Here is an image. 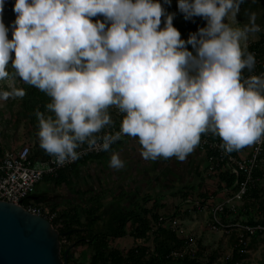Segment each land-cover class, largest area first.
I'll return each instance as SVG.
<instances>
[{
    "label": "clouds",
    "instance_id": "9594fccd",
    "mask_svg": "<svg viewBox=\"0 0 264 264\" xmlns=\"http://www.w3.org/2000/svg\"><path fill=\"white\" fill-rule=\"evenodd\" d=\"M7 2L0 0V79L11 66L50 98L51 115L35 111L37 136L58 165L79 159L85 142L108 151L122 135L138 138L145 161H184L208 132L226 152L264 137V73L242 77L255 66L241 42L260 31L256 14L242 28L225 22L241 0H176L185 21H206L186 40L173 26L177 13L162 6L172 0H14L6 26ZM113 107L119 131L98 140ZM124 163L113 152L109 167Z\"/></svg>",
    "mask_w": 264,
    "mask_h": 264
},
{
    "label": "trees",
    "instance_id": "16d2710c",
    "mask_svg": "<svg viewBox=\"0 0 264 264\" xmlns=\"http://www.w3.org/2000/svg\"><path fill=\"white\" fill-rule=\"evenodd\" d=\"M13 2H10L9 11H11ZM260 3L264 6V0H241L237 18L241 22L248 20L249 13H255ZM162 6L169 13H177L173 19V26L181 33V39L186 40L189 34L190 21H185L182 14L177 11L176 0H172L171 6L163 5V3ZM196 18L193 17V19L197 20ZM96 19L103 20L102 17L98 16L92 18L93 22ZM202 21L205 20L202 19ZM161 26L163 27V17H161ZM196 27L202 26L198 25ZM9 39H11V33H9ZM187 47L189 51L192 50L190 45ZM12 55L14 56V53ZM9 65H11V61H9ZM9 67L11 68V66ZM10 72L12 75L15 74L14 69ZM21 92H23V95L20 94ZM18 98L19 114L31 125L38 127V119L35 115L36 110H39L45 116L51 115L45 107L50 102V98L24 81L20 83ZM10 102L13 103L14 99H11ZM30 144L31 142H25L22 145ZM30 158L32 161H44L48 158L44 150L39 147V138L33 141ZM61 177L62 175H59L58 178L52 179V182H60ZM208 182L209 184L200 186L194 193L192 188H185L176 192L170 198L169 201L171 202L167 201L165 204L161 202L160 198H144L140 207L134 211L110 214L109 225L100 230H94L92 228L93 223L86 224L81 220V217L85 214L92 221L93 215H96L100 208L96 202L93 204V210L86 211L84 214L77 209L70 210V212H62L59 214V219L61 221L60 230L63 233L71 232L74 235L77 232V237L80 236L82 230L89 233L88 236H83V240L78 242V246H86L88 248L87 260L80 262L73 256L72 259L67 260V264H203L206 255L205 249L200 244H198L200 248L199 254L194 260L188 258L172 260L169 258L170 253L182 247L184 241L171 233L168 230V225L171 219L182 214L183 205L197 212L199 208L207 204L208 201L213 200L218 194L226 190L230 192L229 194L235 191V178L228 175V173L224 172L216 178H210ZM209 191H212V193H209ZM25 203H28V201H25ZM147 204L149 206H146ZM35 205L40 204L35 203ZM162 210L165 212H162ZM259 212L264 216V186L250 192V196L244 205L239 208L238 214L239 217L246 220V224L249 226H257L259 223L254 222L253 217ZM228 218H223V221H227ZM126 228L129 230L125 232ZM126 235H129L132 243L129 248L124 247L120 250L115 246V243ZM262 235V232H256L251 238L252 244L254 245ZM242 250H244L243 245L239 243L238 239H235L231 257L217 264H242L248 257L246 253L241 252ZM63 251L62 249V253ZM218 259L216 254H212L207 258L206 264H216ZM259 264H264V259Z\"/></svg>",
    "mask_w": 264,
    "mask_h": 264
},
{
    "label": "built area",
    "instance_id": "2783aa9c",
    "mask_svg": "<svg viewBox=\"0 0 264 264\" xmlns=\"http://www.w3.org/2000/svg\"><path fill=\"white\" fill-rule=\"evenodd\" d=\"M241 47L245 54L251 53L255 57L254 68L242 70V77L259 76L264 73V28H260V31L256 32L255 40L243 43ZM109 114L113 123L106 125L99 133L95 134L98 140L105 133L119 131L122 114L114 107L109 109ZM2 130L3 123L0 122V133ZM125 137L127 136L122 135L109 149ZM221 144L220 137L208 132L201 135L200 143L196 147L197 151L205 156L204 177L207 181L224 172L235 178V191L231 194L227 190L224 191L221 193L225 196L224 199L210 206V218L207 226L210 232H218L226 228L237 229L240 232L238 241L244 247L256 232H262L264 235L263 225L249 226L242 221V217L235 221V217H239V208L244 205L250 192L264 186V137L255 144L232 152H226ZM77 151L81 153L79 159L74 162H66L63 165H58L55 157L45 151L48 156L46 160L32 161L30 158L31 144L21 145L19 148H9L0 136V201L20 205L31 214L41 216L49 222H55L56 213H46L42 207L35 206L29 197L32 196L35 186L43 179H56L63 171L84 161L87 157L99 156L106 152L98 148L89 149L87 142L81 145ZM259 215H261L260 212ZM226 217H229V223L223 221V218ZM254 222L258 223L255 219ZM168 230L184 241L183 246L171 252L169 258L172 260L187 258L194 260L200 251L194 234L178 218L170 220ZM241 252L246 253L245 247ZM230 257L231 255L226 256L223 260Z\"/></svg>",
    "mask_w": 264,
    "mask_h": 264
},
{
    "label": "crops",
    "instance_id": "0c3cea01",
    "mask_svg": "<svg viewBox=\"0 0 264 264\" xmlns=\"http://www.w3.org/2000/svg\"><path fill=\"white\" fill-rule=\"evenodd\" d=\"M134 138L135 137L127 136L103 154L89 157L87 160L77 163L74 168L63 171L60 174L62 177L58 183L52 182L50 178L43 179L35 186L32 192L31 197L33 199L31 200L34 201L33 204L39 203L40 205L35 206L42 207L48 214L56 213L57 217L55 222L61 226L59 214L62 212H70V210L73 209H77L80 213L84 214L86 211H92L93 204L96 202L99 204L100 208L97 214L93 215L92 221H90L85 214L81 217V220L86 224L93 223L92 228L94 230H100L109 225L110 214L117 212L129 213L132 210L134 211L140 207L144 198H160L161 202L165 204L176 192L182 189L192 188L194 193L200 186L209 184L204 177V170L206 167L205 156L197 151L196 148L184 161L176 162L173 158V161L177 163L175 170L179 169V172L173 175L169 173L166 168H160V171H163L165 174H159V168L157 166L160 167V164L158 163H156L155 166V169L157 168L155 173H150L149 168L146 173H143L140 167H137L138 171L135 174L128 173L127 165H130V168L136 165V162H127L131 158L128 149L132 146ZM32 145L33 142H31V146ZM113 152L119 153L120 159L125 162L124 167L119 170L109 167V160ZM148 173H150V175ZM41 182L47 185V190L45 192H39V185ZM166 184L169 186L182 185V188L177 191L171 190L170 192H165V189H168L166 188ZM186 184H188L187 187L184 186ZM216 197L218 203L222 201L225 196L223 194H218ZM213 199H215V197ZM107 202L110 204L108 205L109 207L107 206V209H105L107 213L103 217V206H105ZM212 205L213 204H205L203 207L199 208L197 212L183 205L184 207L181 209L182 214H179L176 218L185 225V221L195 220L197 216L201 214L200 212H204L205 216L203 215V220L206 227L205 225L195 226L193 224L192 227L190 226V230L194 234L201 233V227L208 229L207 225L210 218L209 208ZM146 206H149V204ZM162 212L165 211L162 210ZM242 221L246 222L245 219H242ZM259 225L263 224L259 223ZM83 231L84 230H82V233L84 234L82 236L89 235L88 232ZM239 233L237 229H234L232 233L229 234L230 242L233 245L232 251L234 249L235 239H238ZM126 239H129V243H132L129 235L124 237V240ZM248 258L249 256L247 259Z\"/></svg>",
    "mask_w": 264,
    "mask_h": 264
},
{
    "label": "rangeland",
    "instance_id": "374dc122",
    "mask_svg": "<svg viewBox=\"0 0 264 264\" xmlns=\"http://www.w3.org/2000/svg\"><path fill=\"white\" fill-rule=\"evenodd\" d=\"M14 0H8L5 11H4V23L7 26L10 21L13 20L14 14L12 11H9V5L10 2ZM258 10L255 12V23L260 26V28H264V6L262 3L259 4ZM238 13V12H237ZM237 13L235 15H232L229 13V15L225 18V22L228 23L230 26L234 28H242L244 25L249 23V18L246 21L241 22L237 18ZM197 20L193 19L195 24L193 22H189V33L195 32L198 25H201L202 27L205 26L206 21H202L200 17L196 18ZM202 23V24H201ZM162 28V26L160 25ZM256 39V33H250L247 41H242L241 44L250 42ZM12 68L9 66L6 68V71L9 73V75L3 79H0V93L5 94L0 96V122L3 123V130L2 133H0V136L2 140L5 142V145L9 148H19L22 144L25 142H33L35 139L38 138L37 132L38 127L35 125H31L27 120L24 119V117L19 114V86L20 83L23 81L19 77H17L15 74L12 75L10 72ZM11 99H14V102L11 103ZM138 138H134V141L132 142V146L128 149V151L131 154V158L127 161L130 162H136V165L133 168H130V165L128 166V173L135 174L138 169L137 167H140V170L143 171V173H146L147 169L149 168V172L155 173L157 171V168L155 169L156 163L160 164L159 168V174H165L163 171H160V168L167 169L169 173L175 174L179 172V169H176V158L170 157L167 160L164 159H157L156 161H145L141 158L139 154V145L137 143ZM173 158L175 161H173ZM175 162V165H174ZM154 163V164H153ZM150 173H148L150 175ZM157 173V172H156ZM168 173V174H169ZM152 175V174H151ZM150 177V176H149ZM190 185V184H189ZM47 185L43 182L39 185V192H45L47 190ZM188 186V184L184 185ZM150 187V185H149ZM153 187V186H152ZM165 192L177 191L182 188V185H172L169 186L166 184ZM156 189V188H155ZM164 192V191H162ZM209 193H212V191H209ZM215 200V201H214ZM218 201L217 197L215 196V199L210 200L207 202V205L214 204ZM110 202V201H109ZM109 202L106 203L105 206H103L102 215L103 217L107 213V206L110 204ZM109 207V206H108ZM207 210V209H206ZM201 214L197 216L195 220H187L185 221V227L190 230V226L192 227V224L197 225H205L206 224L203 220V215L205 216L204 212H200ZM240 217H235V219H239ZM253 219H255L258 223L264 225V216L255 214ZM227 220L225 223H229ZM189 225V226H188ZM201 227L202 231L201 233L194 234L197 244H200L201 247L205 249V261L203 264H206V260L208 257H210L212 254H216L218 256L217 263H220L223 261L224 257L231 255L233 245L230 242V235L234 229L226 228L221 229L218 232H210L207 228ZM129 229L126 228L125 232ZM124 237L118 240L115 243V246L119 248L120 250L124 247L129 248L131 243H129V239H126L124 241ZM62 241V240H61ZM246 249V254L249 256L247 261L245 260L242 264H259L264 259V235L260 236L257 242L255 244H252V241H247L246 245L244 246ZM63 249V248H62ZM75 252V250H74ZM89 250L86 246H78L76 249V254H74V258H76L78 261H86L88 257Z\"/></svg>",
    "mask_w": 264,
    "mask_h": 264
},
{
    "label": "water",
    "instance_id": "95a60500",
    "mask_svg": "<svg viewBox=\"0 0 264 264\" xmlns=\"http://www.w3.org/2000/svg\"><path fill=\"white\" fill-rule=\"evenodd\" d=\"M29 199H33L29 197ZM57 222L31 214L20 205L0 201V264H67L63 233Z\"/></svg>",
    "mask_w": 264,
    "mask_h": 264
},
{
    "label": "flooded vegetation",
    "instance_id": "af4514ba",
    "mask_svg": "<svg viewBox=\"0 0 264 264\" xmlns=\"http://www.w3.org/2000/svg\"><path fill=\"white\" fill-rule=\"evenodd\" d=\"M32 203H34L33 200H31ZM77 233V232H76ZM76 233H74V235L72 233L65 235L61 238L62 242H63V250H66L67 248L70 249V254H76V249L78 248V242L83 240V234L84 233H80V236L77 237ZM75 250V252H74Z\"/></svg>",
    "mask_w": 264,
    "mask_h": 264
}]
</instances>
